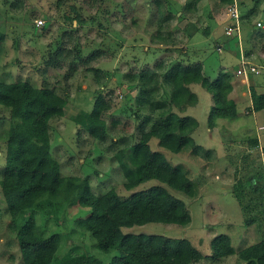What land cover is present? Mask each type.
<instances>
[{
    "label": "rangeland",
    "instance_id": "rangeland-1",
    "mask_svg": "<svg viewBox=\"0 0 264 264\" xmlns=\"http://www.w3.org/2000/svg\"><path fill=\"white\" fill-rule=\"evenodd\" d=\"M160 1L23 0L24 6L20 8L13 6L15 0H0V80L28 79L38 86L52 85L67 97L64 115L51 120L50 154L59 161L64 175L82 180L72 189L63 191L59 201L45 198L33 209L35 221L46 236L60 235L58 256L74 251L109 262L120 253L118 248L100 250L92 235L79 226L78 219L91 209L81 206L78 197L86 179L95 192L113 187L121 195H127L137 189L128 190L123 185L125 177L115 152L125 145L120 142L123 138L130 142L137 140L138 125L150 113L138 105V88L127 91L131 80L127 74L142 66H154L162 58L170 63L178 59L201 62L204 74L211 79L220 70L231 72L234 88L230 95L240 96L239 114L233 119L218 118L217 124H210L207 117L213 103L212 94L199 84H191L192 90L202 97L184 113L199 121L191 137L193 144L202 146V153L193 156L189 152L175 153L161 147L156 137L150 141L151 148L161 150L172 163L189 169L193 179H200L196 196L169 188L186 201L191 222L187 225L146 222L125 227L123 231L188 238L203 254L209 255L200 264H227V257L221 260L210 257L212 238L218 234H228L236 251L261 239L257 224L246 223L249 212L241 206L234 184L251 173L248 170L253 167L244 168V164L252 165V158L256 157L257 148L251 147L248 138L257 133H260L263 152L260 160L264 165V109H253L250 90L253 85L259 93L264 92V37H259L264 25L252 31V24L243 25L239 35H229L225 6L218 0H199L195 9L187 11L183 5L193 0ZM159 4L165 13L172 12L171 18L164 21V29L173 31V39L169 41L153 37L161 18L157 13ZM76 9L82 13L83 20L75 28L76 19L72 24L66 14L73 17ZM261 9V13L253 17L255 24L264 18V2ZM247 10L248 7H242V11ZM77 42L83 49L104 50L97 63L103 70L100 82L81 60L77 61L76 72L68 76L67 66L59 67L49 61L59 45L67 47ZM86 55L84 51L83 56ZM242 65H254L258 71L249 70L247 76H238L237 69ZM99 91L111 102V107L104 112L105 140L95 138L75 119L81 111L92 109ZM0 116L6 117L0 121L2 171L6 165L9 112L0 108ZM113 141L118 143L112 146ZM206 149L212 153H203ZM248 152H253L252 156L246 157L244 162L243 155ZM154 183L160 182L152 179L138 188ZM5 206L0 190V207ZM26 216H21L17 223L22 224ZM9 220L6 215L1 220L0 264H23L17 233L10 228ZM239 260V264H245Z\"/></svg>",
    "mask_w": 264,
    "mask_h": 264
},
{
    "label": "trees",
    "instance_id": "trees-1",
    "mask_svg": "<svg viewBox=\"0 0 264 264\" xmlns=\"http://www.w3.org/2000/svg\"><path fill=\"white\" fill-rule=\"evenodd\" d=\"M198 1H189L182 8L185 11L195 9ZM218 1L225 6L232 0ZM263 2L243 0V7H248V10L243 11L241 18L244 25L252 24L251 31L258 27L253 23V17L261 13ZM13 6L22 8L24 2L15 0ZM158 6L157 13L161 18L153 37L169 41L173 39V31L164 29V21L171 18L172 12L165 13L162 5ZM75 11L73 17L66 14V19L70 22L76 19V28L83 15L77 9ZM259 37H264V32ZM84 51L87 52L85 57ZM53 55L49 61L59 67L67 66V76L76 72L77 61L81 60L86 69L94 72L101 81L103 70L97 63L104 50L94 47L83 49L81 43L77 42L73 46L59 45ZM127 77L131 79L126 86L127 91L138 88V105L150 113L138 125L137 140L130 142V139L123 138L120 142L125 145L115 152L125 177L123 185L128 190L137 189L127 195H121L113 187L104 192H95L86 179L78 197L81 206L91 209L86 216L78 219L79 226L92 235L100 250L119 249L120 253L109 262L74 251L58 256L60 235L54 233L46 236L33 214L40 201L45 198L58 200L63 191L72 189L76 182L82 180L77 176L64 175L59 161L50 154L51 120L64 115L66 95L55 86H38L28 79L13 82L0 80V108L9 112L10 121L6 131V165L0 171V190L6 201V206L0 207V226L3 216H9V226L17 233L23 264H199L209 256L203 254L188 238L162 233L125 232L123 228L146 222L180 225L191 222L186 201L169 188L190 197L196 196L200 179H193L189 169L182 164L172 163L161 150L151 148L150 141L156 137L159 145L170 151L200 155L202 146L193 144L191 137L199 121L195 116L184 113L200 99L191 84H199L212 94L213 103L207 118L210 124H217L218 118L233 119L239 114L238 104L230 95L234 88L232 73L220 70L211 79L204 74L201 62L178 59L170 63V60L162 58L154 66H142L136 72L128 73ZM250 90L253 109H264V92L259 93L253 85ZM110 107V100L99 91L92 109L81 111L75 119L86 126L95 138L105 140L107 127L104 112ZM135 115L140 117L139 112ZM4 120L6 117L0 116V121ZM248 141L253 149L257 148V154L252 158V165L244 164V168H253L248 170L251 173L235 182L234 191L241 206L249 212L246 223L257 224L261 239L236 251L228 234H218L212 238L213 252L210 257L221 260L237 254L245 264H264V165L260 160L262 153L258 138L252 136ZM117 143L113 141L112 146ZM203 151L212 153L210 149ZM252 153L243 155L244 162ZM152 179L160 183L138 188ZM25 214L24 222L19 225L17 220Z\"/></svg>",
    "mask_w": 264,
    "mask_h": 264
},
{
    "label": "built area",
    "instance_id": "built-area-1",
    "mask_svg": "<svg viewBox=\"0 0 264 264\" xmlns=\"http://www.w3.org/2000/svg\"><path fill=\"white\" fill-rule=\"evenodd\" d=\"M243 0H232L229 3L225 5V12L227 13V19H229V23L226 25V33L227 34H240L241 28L244 25L243 23ZM43 20H39V23H42ZM263 21L260 19L257 22V26H263ZM247 62H245L246 64ZM256 72L258 69L254 65H242L237 69V75L238 76H247L248 71Z\"/></svg>",
    "mask_w": 264,
    "mask_h": 264
},
{
    "label": "crops",
    "instance_id": "crops-1",
    "mask_svg": "<svg viewBox=\"0 0 264 264\" xmlns=\"http://www.w3.org/2000/svg\"><path fill=\"white\" fill-rule=\"evenodd\" d=\"M236 88V87H235ZM198 94V93H197ZM200 97H202V96H199V98ZM231 97H233L235 100H236V102L238 103L239 101H241V99H240V96H238V95H236L235 94V96H232L231 95ZM199 101H200V99H199ZM198 101V102H199ZM188 114V113H187ZM256 137L258 138V140H259V148L261 149L262 148V144H261V141H260V133H257V135H256ZM263 150H264V148H263ZM263 153V152H262ZM227 264H239L240 262V260H239V258H238V255L237 254H235V256H234V254H233V256L232 255H230V256H228L227 257ZM225 264H226V262H224ZM245 263V262H244ZM200 264V263H199Z\"/></svg>",
    "mask_w": 264,
    "mask_h": 264
}]
</instances>
